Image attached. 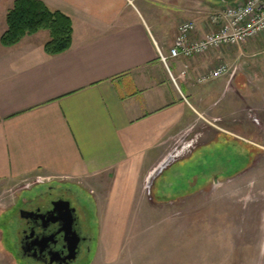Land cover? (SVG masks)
I'll list each match as a JSON object with an SVG mask.
<instances>
[{
    "label": "crops",
    "instance_id": "1",
    "mask_svg": "<svg viewBox=\"0 0 264 264\" xmlns=\"http://www.w3.org/2000/svg\"><path fill=\"white\" fill-rule=\"evenodd\" d=\"M14 1L0 0V37ZM40 1L71 20V47L47 56L44 31L0 45V182L34 175L84 182L115 207L131 202L144 172L193 117L207 122L203 115L227 83L203 87L194 76L218 60L233 67L245 48L264 40L232 49L233 57L222 49L170 60L173 75L158 50L167 54L182 21L195 23L196 37L213 31L209 9L191 14L177 0ZM182 71L185 93L170 77Z\"/></svg>",
    "mask_w": 264,
    "mask_h": 264
},
{
    "label": "rangeland",
    "instance_id": "2",
    "mask_svg": "<svg viewBox=\"0 0 264 264\" xmlns=\"http://www.w3.org/2000/svg\"><path fill=\"white\" fill-rule=\"evenodd\" d=\"M183 1L195 15L225 6L210 0L177 5ZM168 66L176 75L171 61ZM233 67L232 78L210 82L227 86L216 91L217 102L203 115L207 122L192 118L144 172L127 204L115 207L103 190L84 182L35 175L0 182V264H26L15 254L23 201L43 205L44 194L67 192L90 239V251L75 264H264V40L245 48Z\"/></svg>",
    "mask_w": 264,
    "mask_h": 264
},
{
    "label": "built area",
    "instance_id": "3",
    "mask_svg": "<svg viewBox=\"0 0 264 264\" xmlns=\"http://www.w3.org/2000/svg\"><path fill=\"white\" fill-rule=\"evenodd\" d=\"M211 24L215 28L213 31L196 37L194 22H180L167 54L158 50L160 62L167 67L170 60L194 59L211 51L234 49L241 52L249 42L264 34V0H237L225 5L222 10L211 16ZM235 73L236 67L231 68L221 62L214 68L201 71L196 83L202 85L224 76L232 78ZM185 76V71H182L178 78L170 75L175 85H178V79Z\"/></svg>",
    "mask_w": 264,
    "mask_h": 264
},
{
    "label": "flooded vegetation",
    "instance_id": "4",
    "mask_svg": "<svg viewBox=\"0 0 264 264\" xmlns=\"http://www.w3.org/2000/svg\"><path fill=\"white\" fill-rule=\"evenodd\" d=\"M210 1L222 5L221 0ZM73 195L72 192L55 196L47 193L42 197L45 201L43 205H38L33 201H23L22 208L18 209V216L23 222V226L15 247V254L20 260L26 264H75L80 256L90 251V239L83 233L79 225L77 210L69 199ZM60 200L69 202L70 208L75 209L72 232L77 234L80 242L73 261L66 259L71 255L69 251L71 234L67 233L64 210L60 206L59 211L52 213L53 203ZM22 211L37 213L41 216L22 217Z\"/></svg>",
    "mask_w": 264,
    "mask_h": 264
},
{
    "label": "trees",
    "instance_id": "5",
    "mask_svg": "<svg viewBox=\"0 0 264 264\" xmlns=\"http://www.w3.org/2000/svg\"><path fill=\"white\" fill-rule=\"evenodd\" d=\"M6 26L0 37V45L5 48L42 31L48 33L43 47L47 56L60 55L71 47V20L58 11H50L40 0H15L7 11Z\"/></svg>",
    "mask_w": 264,
    "mask_h": 264
},
{
    "label": "water",
    "instance_id": "6",
    "mask_svg": "<svg viewBox=\"0 0 264 264\" xmlns=\"http://www.w3.org/2000/svg\"><path fill=\"white\" fill-rule=\"evenodd\" d=\"M235 1H237V0H221V3L223 5H228V4L233 3ZM53 206H54V209H53L52 213L59 211L60 206H61V209L64 210V218H65V221L67 222V233L71 234V238L69 241V243H70L69 244V251H70L71 255L66 257V259L68 261H73L76 257L77 247H78V244L80 242V238L77 236V234L72 232V226H73L74 220H75V218H74L75 209L70 208L69 202L62 201V200L53 203ZM21 215H22V217H30L33 215L41 216L37 213L24 212V211L21 212Z\"/></svg>",
    "mask_w": 264,
    "mask_h": 264
}]
</instances>
